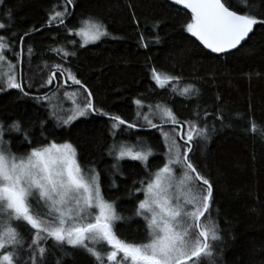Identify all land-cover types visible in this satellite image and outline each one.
I'll return each instance as SVG.
<instances>
[{
    "label": "snow or ice",
    "instance_id": "1",
    "mask_svg": "<svg viewBox=\"0 0 264 264\" xmlns=\"http://www.w3.org/2000/svg\"><path fill=\"white\" fill-rule=\"evenodd\" d=\"M4 3L5 0H0V5ZM168 3L178 11L187 10L188 21L182 25L183 30L213 54L241 51L255 35L254 29L264 28V13L252 14L247 0H168ZM74 8L75 0H63L47 15L45 27L62 30L64 34L62 45L55 41L57 46L50 45L47 49L59 57V62L51 65L43 62L48 75L40 87L55 85L51 97L48 92L31 95L32 85L26 83L23 72V66L30 67L36 55L31 44L25 45V39L43 29L33 27L20 33L10 9L0 17V93L17 90L22 98L44 106V101L52 103L62 87L78 86L76 91L85 94L84 101L70 102L74 106L61 108L60 112L53 107L49 116L55 117L60 127L68 128L81 118L107 117L113 139L105 145L106 155L114 161L109 169V188L118 187L116 179L123 175L120 162L125 159L139 161L143 177L134 180L126 192L133 200L132 215L126 218L117 211L115 200L105 198L101 172L94 166L82 167L71 142L48 140L44 135L46 121H40V139L35 143L27 129L22 132L27 151L19 156L11 152V142L4 140L5 126L0 122V264H49L48 257L55 255L50 249L70 255L64 251L66 245L81 250L91 264H204L205 260L214 264L213 246L222 239L210 212L214 187L198 171L189 154L194 142H203L206 147L218 127L233 128L235 121L231 114L226 115L223 106L201 112L200 90L192 83L171 89L174 95L196 101L189 119L179 118L167 104L145 105L141 98L133 100L132 122L97 108L92 102V92L73 71L71 61L80 48L103 38L119 37L111 34L104 21L95 16L69 27L66 21ZM132 20L139 29L140 22L134 13ZM158 28L156 21L150 41L140 32L139 46L147 49L149 43H160ZM149 75L159 89L180 80L155 67L150 68ZM141 120L143 123H139ZM235 120L243 122L241 130L245 135L264 142V125L258 126L252 117L243 118L239 114ZM138 127L160 132L164 151L159 165L149 163L157 153L143 137L135 136V144L116 139ZM8 130L21 133L20 121H13ZM132 218L141 219L147 242H128L116 234V222ZM61 261L62 257L56 258L54 264Z\"/></svg>",
    "mask_w": 264,
    "mask_h": 264
},
{
    "label": "trees",
    "instance_id": "2",
    "mask_svg": "<svg viewBox=\"0 0 264 264\" xmlns=\"http://www.w3.org/2000/svg\"><path fill=\"white\" fill-rule=\"evenodd\" d=\"M62 3L63 0H5L4 5H0V17H4L10 9L14 26L20 33L33 27L43 29L25 39V45L31 44L36 51L31 66H23L25 81L32 85L31 95L48 92L51 97L55 88V85L41 88L40 84L48 75L43 62L49 65L59 62V57L47 49L50 45L56 47L55 41L62 45L64 34L62 30L49 29L45 25L53 6ZM247 3L252 14L264 13V0H247ZM185 12L170 6L168 0H75L73 14L66 21L69 27L78 26L83 18L95 16L103 20L108 31L119 38H103L95 45L80 48L71 66L92 92L97 108L129 122L134 120L133 100L136 98H141L145 105L167 104L179 118H191L196 101L171 93L172 88H182L188 83L200 90L201 112L223 106L226 115L231 114L234 127H218L206 147L203 142H194L190 156L198 171L214 187L210 212L222 239L214 244L211 260L214 264H264V142L245 135L241 130L243 122L235 120L236 114H239L243 118L252 117L258 126L264 125V28L257 26L255 35L241 51L213 55L183 30L182 25L188 21ZM132 13L140 22L139 29L133 23ZM156 21H159L156 31L160 43H149L147 49L140 47L139 33L143 32L146 40L150 41L154 35L152 25ZM76 39L79 40V37ZM152 67L178 76L180 80L159 89L150 79ZM66 90L62 87L58 94L64 96ZM43 104L41 106L34 100L22 98L17 90L0 93V122L5 126L12 150L18 156L24 154L27 145L21 139L22 132L27 129L35 143L40 139V121H46L44 135L48 140L71 142L77 149L81 166H94L101 172L105 198L115 200L117 211L126 218L130 217L133 200L127 197L126 192L134 180L143 177V170L139 162H121L123 175L116 179L118 187L109 188V169L114 161L106 155L105 145L111 144L113 139L109 135L108 119L92 115L81 118L70 128L60 127L49 116L48 102ZM144 114H148L147 108ZM15 120L21 123V133L8 130ZM139 129L116 139L135 143V136L143 137L157 153L149 163L159 165L164 151L160 132ZM115 230L122 240L147 242L145 228L139 218L117 221ZM50 251L55 255L48 257L49 264H54V260L60 257L61 264H91L81 250L68 245L64 246V251L70 255H62L58 249ZM204 264H210V261L205 260Z\"/></svg>",
    "mask_w": 264,
    "mask_h": 264
},
{
    "label": "rangeland",
    "instance_id": "3",
    "mask_svg": "<svg viewBox=\"0 0 264 264\" xmlns=\"http://www.w3.org/2000/svg\"><path fill=\"white\" fill-rule=\"evenodd\" d=\"M100 42V41H99ZM98 43V42H97ZM95 43V44H97ZM95 44H89L87 46H92V45H95ZM67 90L65 91L67 94L64 96H62L61 94H57L55 97H53L52 99V103L49 104L48 101V104L50 105V110L52 112L53 110V107H56V111L57 112H60V109L61 108H64V109H67L69 108L70 106H74V104H81L83 101H84V95L82 96V93L81 92H78L76 91V89H68L66 88ZM64 92V93H65ZM82 99V100H81ZM70 102H74V104H71ZM58 105V107H57ZM54 120L58 123L57 119L55 117H53ZM78 121V120H77ZM154 122H158V120L154 119ZM10 132H14V131H10ZM16 133V132H15ZM7 133L5 132L4 134V140L5 141H8L7 140ZM135 144V143H133ZM11 152L15 155H17L13 150H12V146H11ZM192 155V154H191ZM18 156V155H17ZM124 161H132L130 159H125L121 162H124ZM120 162V163H121ZM136 162H139V161H136ZM140 163V162H139Z\"/></svg>",
    "mask_w": 264,
    "mask_h": 264
},
{
    "label": "water",
    "instance_id": "4",
    "mask_svg": "<svg viewBox=\"0 0 264 264\" xmlns=\"http://www.w3.org/2000/svg\"><path fill=\"white\" fill-rule=\"evenodd\" d=\"M184 11H187V10H184ZM207 50V49H206ZM210 54H213V53H211L210 52V50H207ZM235 50H233V52H234ZM213 55H226V54H213ZM76 87H78V86H71V87H67V86H65V88H76ZM92 102L94 103V101H93V98H92ZM105 118H107V117H105ZM165 127H168V126H165ZM138 129V128H137ZM139 130H142V131H150V130H154V129H151V128H149V129H139ZM193 150H194V147H193ZM192 153H193V151H192ZM192 153H190L189 155L191 156V154Z\"/></svg>",
    "mask_w": 264,
    "mask_h": 264
}]
</instances>
